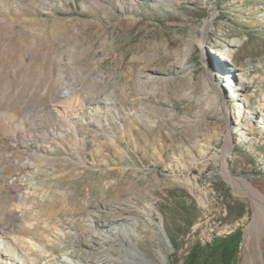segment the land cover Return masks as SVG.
Returning a JSON list of instances; mask_svg holds the SVG:
<instances>
[{"label": "rangeland", "instance_id": "1", "mask_svg": "<svg viewBox=\"0 0 264 264\" xmlns=\"http://www.w3.org/2000/svg\"><path fill=\"white\" fill-rule=\"evenodd\" d=\"M41 4L23 0L16 10L13 0L0 3L4 32L9 24L28 29L47 21L39 52L13 55L9 46L10 55L0 58V89L13 69L20 84L1 103L23 111L42 104L34 111L43 122L38 135L63 126L53 95L64 82H75L87 106L104 104L113 92L122 110L106 126L81 123L79 140L73 132L59 135L55 174L35 175L37 200L9 220L30 218L25 239L49 244L53 254L39 264L65 250L81 264H129L130 257L160 264L161 252L167 264H264V0ZM58 32L67 43L56 44ZM11 41L18 43L17 32ZM20 137L25 142L0 130V152L38 147L29 133ZM225 161L263 196L230 181ZM17 203L0 178V208ZM111 221L131 222L133 231L105 241L101 232ZM56 225L69 226L61 242L51 230Z\"/></svg>", "mask_w": 264, "mask_h": 264}, {"label": "bare ground", "instance_id": "2", "mask_svg": "<svg viewBox=\"0 0 264 264\" xmlns=\"http://www.w3.org/2000/svg\"><path fill=\"white\" fill-rule=\"evenodd\" d=\"M13 1L17 2L16 10H19L18 6L22 5L23 0ZM38 1L40 4L42 3L40 5L42 9H48V7L43 4V1L45 0ZM1 2L2 0H0V3ZM93 2L97 4L100 9H107V6L103 1ZM118 7H120V9H124L125 5L119 3ZM28 27L30 28L26 29L24 26H20L16 29V26L14 27V25L9 24L7 31L4 32L2 29V23L0 22V45L4 46L3 50H0L1 60L5 59L6 55H10L9 51H7L9 46L12 48L13 55H17L19 53L21 54L22 52V54L27 56L40 51L39 48L44 42L47 21L42 22L37 26ZM15 32L19 35V41L14 44L11 41V37ZM27 39L30 41H27ZM56 39V44L58 45L67 43L66 36L62 33L58 32L56 34ZM69 46L73 48L75 47V44L70 42ZM39 56L46 60L48 52L42 50L39 53ZM57 56L59 59H62L64 54L59 53ZM74 57L75 56L69 52L66 55V61L68 63H73ZM57 67L61 70V74L68 73L62 69L61 63H59ZM68 70H72V68L69 67ZM16 71V69H13L12 73L8 71L10 79L7 78L4 80V85L2 86V89H0V98L7 96L12 89L20 87L19 82H17V80L12 76L16 73ZM6 83L8 87L6 86ZM49 88L50 86H47L46 84L42 86L39 91L46 94L49 91ZM76 88L77 86L75 82L61 83L53 96L55 101L54 111L58 119L63 122V126L46 131L41 135L36 134V132L41 128L43 122L39 118H34V111L41 110L42 104L38 103L34 110L23 111L20 109L10 108L1 103L0 100V130L6 132V134L18 137L16 143L25 142L20 137L25 133H29L30 139L39 141L36 149L24 147L22 149L17 148V150L10 151L8 153L0 152V178L3 179V185L8 186V189L15 192L16 198L19 202V204L17 203L18 205L5 210L0 208V264H15L17 260H20V264H39V260L41 258L51 256L53 254V252L49 249V244L40 243L34 236L31 235L25 239L26 236L29 235L26 234V231L32 230L34 225L30 218L22 217L21 224L15 225H13V223L11 224L9 220L14 221L19 218L21 216V212H26L25 207L27 204H32L35 200H37V194L40 190V186H38L35 181V175L41 173L43 174L44 172L47 175L55 174V163L58 160V157L53 153V151L58 146L57 137L63 132H73L76 135L77 140H79L78 133L81 123L106 126L112 122H118L121 118L122 109L118 107L119 105L115 100L113 92L104 97V99H106V101H104L105 105L101 103L102 100H96L94 105L87 106L88 99L81 97ZM217 91L219 93L221 92L219 88H217ZM224 163L225 173L230 181L233 183H242L246 190L254 197L263 196V193L254 187L247 178L233 176V174L229 171L226 161ZM6 165L11 168L12 171L10 173L6 171ZM21 204L26 206L24 207ZM126 218L130 220L134 219L132 216H126ZM123 224L124 225L122 227H119L117 225V221H111L110 224L105 225L103 229L104 233L101 232L105 241L111 240L112 236L117 237L120 233H122L124 237H128L133 231L132 223L129 222ZM46 225L49 226L48 224ZM67 229H69V226L61 227L56 225L51 227L52 232L56 233V240L59 242L63 241L64 237H66L65 234L70 232V230ZM21 234L23 235L22 237ZM161 258L162 262L160 264H167L166 256L162 252ZM51 259L53 261L49 259L48 264H81V258L74 255L70 250H65L60 255L57 254ZM106 260L107 259L103 258H95L94 262L95 264H106ZM127 260L129 264L137 263V261L131 257Z\"/></svg>", "mask_w": 264, "mask_h": 264}]
</instances>
